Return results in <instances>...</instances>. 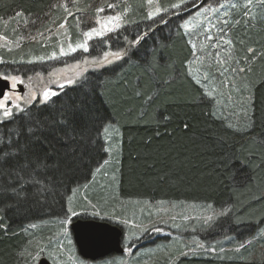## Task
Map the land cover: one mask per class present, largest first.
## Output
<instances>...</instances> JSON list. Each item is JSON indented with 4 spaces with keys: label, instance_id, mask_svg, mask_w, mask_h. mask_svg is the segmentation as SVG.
I'll use <instances>...</instances> for the list:
<instances>
[{
    "label": "trees",
    "instance_id": "trees-1",
    "mask_svg": "<svg viewBox=\"0 0 264 264\" xmlns=\"http://www.w3.org/2000/svg\"><path fill=\"white\" fill-rule=\"evenodd\" d=\"M68 1L73 10L68 30L74 42L78 27L73 19L91 16L89 5L96 0H76L75 5ZM129 1L118 8L125 21L123 29L93 41L91 53L123 52L125 33L131 37L148 31L151 25L154 31L149 32L137 55L91 70L74 85L60 88L46 104L30 105L20 114L23 119L9 117L0 123V150L14 151L17 141L23 145L21 128L31 127L39 139L36 151L47 155L52 165L38 174L19 170L12 161L0 169V264H26L24 252L34 237L28 235L30 225L64 219L61 205L66 209L67 196L73 195L76 181L81 185L73 195L76 211L85 210V198L101 210H114L116 216L124 218H130V210L115 206L130 202L211 204L212 210H229L204 228L195 226L193 233L189 229L183 232L182 236L188 238L191 233L207 248L170 253L161 264H167L168 259H172L171 264H264V18L259 21L256 16L246 22V18L233 17L229 23L227 38L238 55L239 67L246 69L239 74L244 77L241 86L246 101L240 109H223L206 95L190 72L194 51L180 27L185 13L171 9L179 0H160L162 10L169 9L165 16L162 14L166 25L147 19L143 0ZM56 2L0 0V36L9 41L20 37L16 22H48L41 29L44 32L51 23L63 21V9L52 7ZM50 54L49 47L41 43L21 45L0 55V75L24 76L23 70L35 71L42 61L38 58L45 60ZM158 83L163 87H157ZM77 109L112 121L99 142L107 147L104 141L109 140L112 151L106 153L97 145L85 153L93 162L109 160L95 180L86 168L73 164V148L78 156L83 140L68 139V130L58 126L61 113ZM165 115L170 119L164 120ZM76 122L83 124L80 112ZM95 135V131L89 132V145ZM23 162L20 159V164ZM33 179L37 183L33 184ZM75 220L105 221L83 213ZM48 231L52 230L33 232L43 241ZM148 239L141 245L161 242L158 244L162 246L168 240L154 235Z\"/></svg>",
    "mask_w": 264,
    "mask_h": 264
},
{
    "label": "rangeland",
    "instance_id": "rangeland-1",
    "mask_svg": "<svg viewBox=\"0 0 264 264\" xmlns=\"http://www.w3.org/2000/svg\"><path fill=\"white\" fill-rule=\"evenodd\" d=\"M128 1L129 0H96L90 4L88 12L90 11L91 16L86 18H84V16H76V18L73 19L75 20V27H78V29L75 30L77 37L74 42L71 41L68 30L69 15L64 10L63 21L51 23L44 32H41V29L48 25V22L33 23V20H25L23 24L16 22L15 29L20 30L22 33L20 37L23 36L24 39L21 40L20 37H18L16 40L9 41L0 36V55L2 53L11 52L21 45L41 43L43 47H49L50 56L55 52L56 58H49V56L45 60L38 61L40 65L35 71L23 70L22 73H26L24 76L16 75L19 76L22 81V83L18 84L23 89V92L14 93L11 97L12 102L21 104L25 109L32 104H41L36 101H32L30 105L26 104L24 100L15 101V95L18 94L26 99H30L31 95L35 93L39 99L46 89L57 92L60 89L57 87L58 84H64L65 87L72 86L87 72L108 65L106 61L104 64L93 62L102 60L106 53L103 52L97 56L91 53V44L98 38L88 41V52H84L79 48L73 52L69 45L75 48L77 44L84 43L86 38L83 36V31L97 26L95 23L97 18L100 19L101 23H107L106 18L110 15L121 14L123 17L122 12H120L118 8L124 3L130 2ZM196 2L199 4L200 0H196ZM233 2L235 3L237 0H233ZM60 3H66L69 11L73 13L68 0H57L56 5ZM143 3L146 14L150 11L155 13L156 9L159 8L161 12L156 16V19L162 14L165 16L160 0H152L151 5L148 4L147 0H143ZM109 4L114 5V7L109 8ZM97 8H103L104 11L97 15ZM220 11L221 13L225 11L230 13V15L222 17L228 20L229 23L232 21L233 17L245 18L243 16L244 9L242 7L235 10L226 8ZM175 12L185 13L182 17L185 16V18L192 20V17L196 15L197 9L189 6L183 11L175 10ZM189 12L192 13V16H189ZM73 15L75 17V14ZM256 16L259 17V21L263 20L264 7L255 14V17ZM65 17H67L66 20ZM211 18L213 23L217 24L218 27H213L212 24H209L207 20L201 17L200 20L202 23H200L199 26H194L196 21L193 20V23L189 25L187 31L182 28L194 51V58L189 65V69L194 79L199 81L204 87L205 92L211 93V95L207 96L222 104H218L220 108L240 109L245 105L244 103L246 101L245 98L242 97L244 93L242 92L243 86H241L243 85L244 77L239 75L242 73H233L231 71L233 68H239L237 60L238 55L235 54L230 44L224 43V40H228V38L220 31V28H223L228 34L229 23L227 25H222L214 16ZM124 22L123 18L121 21L122 27L125 25ZM61 23L65 25L63 28L59 27ZM122 27L120 29H123ZM204 28L208 29L207 33L204 32ZM38 33H43V35L40 36ZM113 33L114 32L108 33L107 35ZM207 35H211L213 39L208 40L206 38ZM32 37H36V39H32ZM193 45H195V48ZM61 47L65 49L66 55H60ZM108 53L110 54L112 52ZM108 59H112V56L109 55ZM85 61H87V63H85ZM37 73H39V75H37ZM205 73L208 74L206 80L204 79ZM69 79L73 81L72 84L67 83ZM13 111H15V109ZM0 119L4 121L8 118L0 116ZM84 201L85 210L77 211L80 215L82 213L87 214V216L97 220L111 222L122 229L124 253L120 256H109L96 262L85 261L78 255L72 240V235L69 231V225L71 223L67 225V236H64L61 221L56 223L53 222L52 224L40 222L36 223L37 225H35V227H31L30 230H28V233H30L28 235L34 234V237H32L28 243V251L24 252V257H28L26 264H37L40 259H46L50 264H161L170 253L179 254L186 251L196 252L203 251L207 248L205 244L198 241L194 236H191V233L197 230L196 228L194 229L195 226L202 228L206 227L211 221L219 217L215 216V213L221 212L209 209L207 206L203 207L196 204L170 205L130 202L115 206V208L119 210H130V218H124L116 216L114 210H101L98 206L94 205V203H90L86 198ZM75 203L76 197L72 199L73 207H75ZM94 211L98 212L99 215L93 216L92 212ZM209 216L213 217L210 221L207 220ZM185 229L192 231L188 238H186L187 235L182 236ZM47 230L52 231H48L47 234H45V239L42 241L41 237L36 234H41ZM150 235L167 238L168 240L166 244L165 241H162V244H165L162 246H159L161 242H156L152 246H146L147 244L141 245L142 241L149 240L148 238ZM200 245L203 246L201 247ZM171 260L172 259H168L167 264H171Z\"/></svg>",
    "mask_w": 264,
    "mask_h": 264
},
{
    "label": "snow or ice",
    "instance_id": "snow-or-ice-1",
    "mask_svg": "<svg viewBox=\"0 0 264 264\" xmlns=\"http://www.w3.org/2000/svg\"><path fill=\"white\" fill-rule=\"evenodd\" d=\"M148 4H152V0H147ZM76 0H73V4L75 5ZM195 7L197 9L196 15L192 17V20H189L185 17H181L182 23L180 27L185 29L186 31L189 29V25L193 23V20L196 21V24L194 26H199L202 21L200 20L201 17H203L205 20L208 21L209 24H212L213 27H218L217 24H214L212 21L211 17H215L216 20L220 22L222 25H227L229 23L228 20L223 19V16L230 15L227 11L221 13L220 10L226 9V8H231V9H238V8H243V16L247 20H252L255 19V14L258 13L262 7H264V0H237V2H233V0H200V3L197 4L196 0H179L177 3H173L171 5V9L173 10H180L183 11L186 7ZM52 7H60L63 8V10L70 16L72 15V12L69 11V8L66 3H60L59 5L54 4ZM109 8L114 7V5L109 4ZM77 11H81L77 7ZM103 8H97L96 13L99 15V13L103 12ZM165 13L169 11V9L165 8L163 9ZM161 12V9L157 8L156 12H148L147 14V19L152 20L156 24H167L168 21L165 20L164 16H160L159 20L156 19V16ZM172 14H176L173 12ZM17 16L21 15V13L17 12ZM189 16H192V13L189 12ZM67 17H65V20ZM79 19V18H78ZM123 17L121 14L117 15H110L106 18L107 23H101L100 19L97 18L95 23L97 26L91 27L88 30L83 31V36L86 38L84 43L77 44L75 48H72L71 45L69 47L71 48V51L75 52L77 48L82 49L84 52L89 51V45L88 41L98 38V39H103L108 33L112 32H117L118 30L122 27L121 21ZM134 22V21H133ZM236 23H239V21H235ZM35 23V21H33ZM65 25L64 23H61L59 25L60 28H63ZM154 31L151 28V25H148V31L143 32V33H137L134 36L129 37L127 33H125L124 39L127 41L126 47H124L123 52L120 50L113 51L112 53L106 52L104 54V58L102 60H97L93 61L94 63H99V64H104L106 61L108 64H111L115 61H120L124 59L125 56H134L137 55L141 49H143L144 45L147 42V37L149 36V32ZM220 31L224 33V36H227V32L224 31L223 28H220ZM204 32L207 33L208 29L204 28ZM38 35L42 36L43 33H38ZM206 38L208 40H212L213 37L211 35H207ZM20 39H24L23 36L20 37ZM32 39H36V37H32ZM225 44H230L231 41L229 40H224ZM195 48V45H193ZM249 52H253L252 48L248 49ZM67 53L65 52V49L61 47L60 49V55H66ZM109 55L112 56V59H108ZM49 58H56V53L53 52L52 55ZM40 60H43V57L38 58ZM147 60V52H145V61ZM3 61L0 60V63ZM29 63H32V61H28ZM127 62V61H125ZM87 63V61H85ZM233 73L239 72V73H244L246 69L244 67H239L231 69ZM39 75V73H37ZM208 78V74L205 73L204 79L206 80ZM0 79L7 80L10 82L11 85V90L12 92L10 93H4L0 94V116L3 118H9V117H14V118H19L23 119L22 116L20 115L21 113H24L26 109L21 106L19 103L12 102V95L14 94V90L17 87L18 83H22L21 79L19 76L16 75H8L7 73L3 74L0 76ZM31 79V78H29ZM199 82V81H198ZM68 84H72V80L67 81ZM165 84L167 81L164 82ZM58 88L63 89L65 87L64 84H58ZM157 87H163V84L158 83ZM214 91V90H213ZM58 95L57 92L52 91L51 89H46L43 91L42 96L38 99L36 94L33 93L31 95L30 99H26L25 97L16 94L15 95V101H21L24 100L26 104H31L32 101H36L37 103L41 104H46L51 96ZM206 95H211V93H206ZM151 97H149V101H151ZM15 109V111H13ZM77 112H80L81 114V119L83 121V124H77L76 122V114ZM62 119L59 121L58 126L63 127L68 130V135L67 138L71 140L77 139L79 137L81 140H83L84 144L81 147L80 154L77 156L76 155V150L73 148V155H72V160L73 164L78 167H84L87 169L88 173L91 174L93 180H95V177L98 173H100L105 166L109 164L108 159H102V162L96 161L93 162V159L91 155L89 154L87 158L85 157L86 152H90L91 150H95L96 146L99 145L101 148H103V151L106 153H110L112 151V145L109 142V140H105L104 144L108 145L105 147L104 145L99 144L101 135L102 133L107 134L109 132L110 126L112 125V121L110 120H103L101 117L97 115H89L85 112H83L80 109L74 110L71 113H61L60 114ZM170 119L169 116L165 115L164 120ZM0 123H3V120L0 119ZM96 125H99V127H95ZM185 129L188 128V125H184ZM90 131H95L96 135L95 137L91 138V144L89 145V132ZM20 136L23 138V145L20 144L19 141L14 145V151H7V150H0V169L3 168L5 163L8 161H12L15 167L19 170H24L27 169L30 173H39L40 171L47 172V170L52 167V165L48 162L49 158L47 155L41 156L37 151H36V145L39 143V139L36 136V132L33 130V128L29 127L27 130L24 128H21ZM36 140V143H32L33 140ZM20 159H23V164H20ZM57 167H58V162H57ZM33 184L37 183L36 180L31 181ZM91 181L86 182L83 187L87 188L88 183ZM61 183H63L61 181ZM65 190L67 192V185H64ZM81 185L79 181L75 182V185L72 187L71 192L73 195L80 189ZM21 189L25 190L23 188V185H21ZM13 192L15 193L16 196H19L20 192L17 191L15 188H13ZM73 195H68L67 196V207L65 209L64 205H61V211L63 213L64 219L61 220V226L63 228V235L67 236V225H69L74 217H77L80 215L76 211V209L72 206V198ZM95 207V206H93ZM209 209L212 208V205L209 204L207 206ZM229 212L228 209H223L219 213H215V216H225ZM93 216L99 215L98 212H92ZM213 217L209 216L207 218L208 221L212 220ZM207 222V221H206ZM2 223H0V227H2ZM30 227H35V225H30ZM255 238V237H254ZM245 243H248L246 241ZM201 247L203 245H200ZM244 244H241V247H243ZM239 249H237L238 251Z\"/></svg>",
    "mask_w": 264,
    "mask_h": 264
},
{
    "label": "water",
    "instance_id": "water-1",
    "mask_svg": "<svg viewBox=\"0 0 264 264\" xmlns=\"http://www.w3.org/2000/svg\"><path fill=\"white\" fill-rule=\"evenodd\" d=\"M19 92L23 89L19 86ZM10 90V83L0 79V94ZM69 231L78 255L85 261L95 262L109 256L122 255V231L118 226L103 221L75 220L69 225ZM37 264H50L40 259Z\"/></svg>",
    "mask_w": 264,
    "mask_h": 264
},
{
    "label": "flooded vegetation",
    "instance_id": "flooded-vegetation-1",
    "mask_svg": "<svg viewBox=\"0 0 264 264\" xmlns=\"http://www.w3.org/2000/svg\"><path fill=\"white\" fill-rule=\"evenodd\" d=\"M18 86H19V84H17V88H18ZM17 88L14 90V93L19 92ZM10 92H12V90H11V85H10V91H9L8 93H10Z\"/></svg>",
    "mask_w": 264,
    "mask_h": 264
},
{
    "label": "bare ground",
    "instance_id": "bare-ground-1",
    "mask_svg": "<svg viewBox=\"0 0 264 264\" xmlns=\"http://www.w3.org/2000/svg\"><path fill=\"white\" fill-rule=\"evenodd\" d=\"M87 219V218H86ZM103 222H105V221H103ZM113 225V224H112ZM119 228V227H118ZM122 231V230H121ZM122 237H123V232H122ZM121 243H122V238H121ZM122 247H123V245H122ZM123 250H124V248H123Z\"/></svg>",
    "mask_w": 264,
    "mask_h": 264
}]
</instances>
